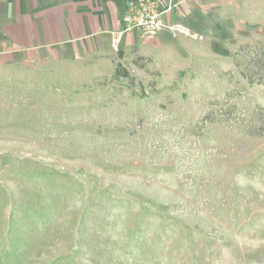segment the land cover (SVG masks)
<instances>
[{
    "label": "rangeland",
    "instance_id": "obj_1",
    "mask_svg": "<svg viewBox=\"0 0 264 264\" xmlns=\"http://www.w3.org/2000/svg\"><path fill=\"white\" fill-rule=\"evenodd\" d=\"M257 24L188 69L1 71L0 264H264Z\"/></svg>",
    "mask_w": 264,
    "mask_h": 264
},
{
    "label": "crops",
    "instance_id": "obj_2",
    "mask_svg": "<svg viewBox=\"0 0 264 264\" xmlns=\"http://www.w3.org/2000/svg\"><path fill=\"white\" fill-rule=\"evenodd\" d=\"M137 1L0 0V72L53 69L77 61L109 67L114 61L142 59L188 69L205 55H227L246 30L264 19V0H152L160 8L172 5L163 18L187 25L200 37L132 29L115 51L110 33L123 28L128 7Z\"/></svg>",
    "mask_w": 264,
    "mask_h": 264
},
{
    "label": "built area",
    "instance_id": "obj_3",
    "mask_svg": "<svg viewBox=\"0 0 264 264\" xmlns=\"http://www.w3.org/2000/svg\"><path fill=\"white\" fill-rule=\"evenodd\" d=\"M172 5L160 8L152 0H138L130 5L124 17V26L110 33L111 48L119 50L121 40L127 30L137 29L142 34L154 35L166 31L172 36L184 35L197 39L200 35L194 33L187 25L181 22H169L163 15L172 10Z\"/></svg>",
    "mask_w": 264,
    "mask_h": 264
}]
</instances>
